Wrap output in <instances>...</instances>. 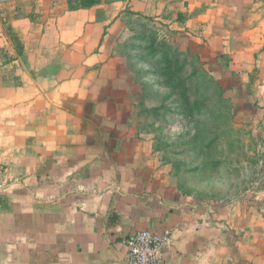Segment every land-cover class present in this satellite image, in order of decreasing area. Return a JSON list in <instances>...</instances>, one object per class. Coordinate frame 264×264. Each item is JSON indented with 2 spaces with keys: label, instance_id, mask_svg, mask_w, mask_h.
<instances>
[{
  "label": "crops",
  "instance_id": "1",
  "mask_svg": "<svg viewBox=\"0 0 264 264\" xmlns=\"http://www.w3.org/2000/svg\"><path fill=\"white\" fill-rule=\"evenodd\" d=\"M139 21L210 56L264 135V0H0V264H127L144 230L172 233L164 264H264V188L185 196L134 124Z\"/></svg>",
  "mask_w": 264,
  "mask_h": 264
},
{
  "label": "rangeland",
  "instance_id": "2",
  "mask_svg": "<svg viewBox=\"0 0 264 264\" xmlns=\"http://www.w3.org/2000/svg\"><path fill=\"white\" fill-rule=\"evenodd\" d=\"M133 29L136 38L125 43L131 50L125 58L137 66L132 73L145 87L134 89L139 96L133 122L151 137L154 154L171 175L169 184L214 204L264 188V135L258 134L263 125L249 107L236 103L239 93L229 90L225 70L189 39L166 36L142 21ZM161 48L166 53L152 61ZM174 71V82L165 87Z\"/></svg>",
  "mask_w": 264,
  "mask_h": 264
},
{
  "label": "built area",
  "instance_id": "3",
  "mask_svg": "<svg viewBox=\"0 0 264 264\" xmlns=\"http://www.w3.org/2000/svg\"><path fill=\"white\" fill-rule=\"evenodd\" d=\"M173 244L170 232L158 235L137 231L127 241V264H164V257Z\"/></svg>",
  "mask_w": 264,
  "mask_h": 264
},
{
  "label": "trees",
  "instance_id": "4",
  "mask_svg": "<svg viewBox=\"0 0 264 264\" xmlns=\"http://www.w3.org/2000/svg\"><path fill=\"white\" fill-rule=\"evenodd\" d=\"M101 2H102V0H71V9L77 10V9H81V8H90V7L99 5ZM164 53H166V52L162 48L160 50H157L156 52H154L151 55V60L152 61H158L160 56H162V54H164ZM177 73H178L177 71H174V73H171L170 77H169V81H167L168 83L166 82L167 85L163 82L160 84V86H162V85L164 86V84H165V87H168V86L171 87V85H172L171 83L174 82V79H175L174 77H175V75H177ZM163 77L165 79V76H163ZM145 86L151 88L153 85L149 84V85H145ZM142 87L145 88L144 85H142ZM155 115H154V118L155 117L161 118V116H159V114H155Z\"/></svg>",
  "mask_w": 264,
  "mask_h": 264
}]
</instances>
